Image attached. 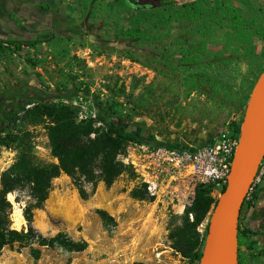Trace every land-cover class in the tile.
I'll return each mask as SVG.
<instances>
[{
	"label": "rangeland",
	"instance_id": "obj_1",
	"mask_svg": "<svg viewBox=\"0 0 264 264\" xmlns=\"http://www.w3.org/2000/svg\"><path fill=\"white\" fill-rule=\"evenodd\" d=\"M192 2L205 10L221 5L238 11L251 43L239 40L227 21L186 18L182 5ZM134 3L0 0V35L22 44L19 51L9 46L0 57V94L31 85L66 92L62 101L76 107L78 121L94 117L92 99L98 97L114 105L124 124H140L133 132L141 135L145 146L196 148L228 128L236 135L251 91L264 71V36L254 34L255 28L264 32V0ZM129 29L140 31L141 36L122 38ZM50 30L56 37L49 36ZM28 33L44 39L24 41ZM195 60L197 64H189ZM77 90L83 92L77 96ZM6 105L10 108V102ZM47 126L46 119L30 115L13 129L31 134L39 160L57 163L50 154ZM263 153L249 183L258 190V200L254 208L247 207L248 186L246 206L238 213V230L242 226L253 231L240 248L239 264H264V176L255 181L264 168ZM136 154L134 144H127L133 176L122 174L110 187L98 183L93 193L86 185L87 200H81L71 179L61 174L52 181L43 208L33 212L38 232L46 237L62 232L75 241L84 240L85 251L43 250L40 259L33 260L28 248L5 247L0 250V264H190L175 249L170 235L181 226L194 190L172 186L159 198L149 197L130 164ZM16 156L15 150L0 147V175ZM133 190L142 198H134ZM221 191V186H213V199ZM10 202L11 226L21 231L26 228L21 206L14 196ZM96 210L105 211L112 220L105 225ZM205 224L198 228L200 233Z\"/></svg>",
	"mask_w": 264,
	"mask_h": 264
},
{
	"label": "trees",
	"instance_id": "obj_2",
	"mask_svg": "<svg viewBox=\"0 0 264 264\" xmlns=\"http://www.w3.org/2000/svg\"><path fill=\"white\" fill-rule=\"evenodd\" d=\"M118 3L128 6L127 0H118ZM182 7L186 18L191 21L207 17L215 22L227 21L239 40L251 43L249 29L241 14L235 9L218 5L205 10L194 2L183 4ZM14 20L18 23L17 19ZM254 32L257 38H263V29L255 28ZM140 36V31L129 29L122 38L136 39ZM51 37L54 38L56 35L53 34ZM9 46L19 51L22 44L0 38V57ZM197 63L195 60L189 64ZM81 92L83 91H74L77 96ZM66 96H68L66 92L40 89L32 85L10 89L0 94V147L17 152L14 163L0 175V250L5 247L28 248L33 260L40 259L43 250H59L64 253L85 251L87 243L84 240L75 241L62 232L46 237L33 226V212L43 208L52 189V181L61 174L66 175L71 179L80 199L87 200L89 193L85 189L86 185L92 187L93 193L98 183L110 187L122 174L133 176L132 167L124 162V158L127 144L144 143L141 135L133 132L140 124L135 122L124 124L117 117L114 105H107L98 97L92 99L96 110L94 117L78 121L76 107L62 101ZM7 102H10V108L7 107ZM30 115L48 121L46 131L50 154L57 163H46L35 156L32 137L28 131H14V126ZM235 132L239 133V126H236ZM157 146L169 147L163 143H158ZM262 158L264 159V154ZM212 187L211 185L195 187L191 205L184 210L181 226L174 229L170 235L174 238L175 249L190 264L198 263L201 258L208 219L217 201L211 196ZM224 188L225 185L222 191ZM250 188L247 207L254 208L259 193L254 186ZM9 194L13 195L14 202L21 206L22 217L26 222V228L21 231L11 226L12 204L7 199ZM132 196L142 198L136 190H133ZM246 201L244 197L241 208L246 206ZM95 213L105 225L112 220L103 210H96ZM205 222L204 230L200 233L198 228ZM238 231L239 260L240 248L245 246L244 239L247 235L253 234V231L242 226Z\"/></svg>",
	"mask_w": 264,
	"mask_h": 264
},
{
	"label": "built area",
	"instance_id": "obj_3",
	"mask_svg": "<svg viewBox=\"0 0 264 264\" xmlns=\"http://www.w3.org/2000/svg\"><path fill=\"white\" fill-rule=\"evenodd\" d=\"M239 133L230 128L216 133L206 143L196 148L168 149L134 144L135 159L130 161L140 176L149 197L159 198L172 186L179 188L197 185L221 186L226 184L237 147ZM127 156L124 158L126 164ZM264 176L259 169L256 182ZM176 191V190H175Z\"/></svg>",
	"mask_w": 264,
	"mask_h": 264
},
{
	"label": "water",
	"instance_id": "obj_4",
	"mask_svg": "<svg viewBox=\"0 0 264 264\" xmlns=\"http://www.w3.org/2000/svg\"><path fill=\"white\" fill-rule=\"evenodd\" d=\"M42 38L44 39L43 36L35 35L30 40ZM24 39H26L24 41H27L28 37H24ZM263 137L264 71L255 83L245 107L229 176L225 188L220 193L208 219L200 264L205 263L209 247L212 244L218 249L220 264H238L237 230L238 213L241 205L230 223L223 221L222 213L227 208V201L234 197L246 183L251 168L257 160ZM230 215L232 216L231 213Z\"/></svg>",
	"mask_w": 264,
	"mask_h": 264
},
{
	"label": "bare ground",
	"instance_id": "obj_5",
	"mask_svg": "<svg viewBox=\"0 0 264 264\" xmlns=\"http://www.w3.org/2000/svg\"><path fill=\"white\" fill-rule=\"evenodd\" d=\"M263 151H264V137H263V140L261 142V146L259 149L257 160L251 168V171L248 175L246 183L243 185V187L237 192V194L234 197H232L231 199H229L227 201V208L222 213V218H223L224 222L230 223L232 221V217L238 212L239 207L241 205L240 202L242 201V199L245 197V195L248 192V186H249V183L252 181L251 179H253L252 177L255 176L254 170H255L256 164L258 163V161L260 159L261 153ZM8 198L10 201H12L13 196L11 194H9ZM20 213H21V211H20ZM230 213L232 214V216L230 215ZM20 218H22L21 214H20ZM19 220H21V219H18V221H17L18 223H19ZM204 264H220L219 252H218V249L215 247L214 244L210 245L209 251L207 253L206 260H205Z\"/></svg>",
	"mask_w": 264,
	"mask_h": 264
},
{
	"label": "crops",
	"instance_id": "obj_6",
	"mask_svg": "<svg viewBox=\"0 0 264 264\" xmlns=\"http://www.w3.org/2000/svg\"><path fill=\"white\" fill-rule=\"evenodd\" d=\"M128 1H129L130 3H131V2L134 3V0H133V1H131V0H127V2H128ZM155 1L157 2V1H159V0H154V2H155ZM161 1H162V0H161ZM164 1L169 3L170 1H175V0H164ZM178 1H179V0H178ZM139 2H140V0H137V3H136V4H138ZM176 2H177V1H176ZM20 4H21V3H20ZM22 4H23V3H22ZM134 4H135V3H134ZM0 38H2V35H0ZM2 39H3V38H2Z\"/></svg>",
	"mask_w": 264,
	"mask_h": 264
},
{
	"label": "flooded vegetation",
	"instance_id": "obj_7",
	"mask_svg": "<svg viewBox=\"0 0 264 264\" xmlns=\"http://www.w3.org/2000/svg\"><path fill=\"white\" fill-rule=\"evenodd\" d=\"M29 33H30V32H29ZM29 33H28V39H29V40L27 39V41H31L30 38L33 36V35L30 36ZM47 33H48V32H47ZM31 34H32V33H31ZM51 34H55L53 30H50V31H49V36H50ZM40 36H43V37H44V35H40Z\"/></svg>",
	"mask_w": 264,
	"mask_h": 264
}]
</instances>
